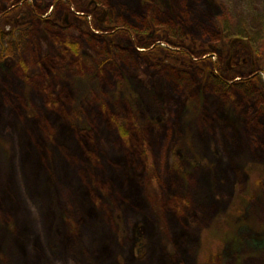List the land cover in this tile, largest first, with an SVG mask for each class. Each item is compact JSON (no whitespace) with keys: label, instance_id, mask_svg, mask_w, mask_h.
I'll use <instances>...</instances> for the list:
<instances>
[{"label":"rangeland","instance_id":"1","mask_svg":"<svg viewBox=\"0 0 264 264\" xmlns=\"http://www.w3.org/2000/svg\"><path fill=\"white\" fill-rule=\"evenodd\" d=\"M0 264H264V0H0Z\"/></svg>","mask_w":264,"mask_h":264},{"label":"trees","instance_id":"2","mask_svg":"<svg viewBox=\"0 0 264 264\" xmlns=\"http://www.w3.org/2000/svg\"><path fill=\"white\" fill-rule=\"evenodd\" d=\"M220 82V81H219Z\"/></svg>","mask_w":264,"mask_h":264}]
</instances>
